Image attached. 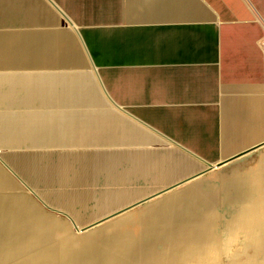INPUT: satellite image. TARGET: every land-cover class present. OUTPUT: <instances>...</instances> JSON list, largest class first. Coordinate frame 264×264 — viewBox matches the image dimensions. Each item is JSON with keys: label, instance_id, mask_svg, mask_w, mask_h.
Listing matches in <instances>:
<instances>
[{"label": "crops", "instance_id": "obj_1", "mask_svg": "<svg viewBox=\"0 0 264 264\" xmlns=\"http://www.w3.org/2000/svg\"><path fill=\"white\" fill-rule=\"evenodd\" d=\"M262 39L264 0H0V191H32L81 227L118 218L107 228L116 239L148 234L151 219L175 226L160 264H197L219 246L214 205L232 231L246 207L244 245L264 247ZM29 205L0 199L6 229L28 213L43 235L58 230ZM124 247L71 246L60 261L155 254Z\"/></svg>", "mask_w": 264, "mask_h": 264}, {"label": "rangeland", "instance_id": "obj_2", "mask_svg": "<svg viewBox=\"0 0 264 264\" xmlns=\"http://www.w3.org/2000/svg\"><path fill=\"white\" fill-rule=\"evenodd\" d=\"M190 185H191V182L183 184V186H181L180 188L174 191H171L165 194L164 196H162L161 199L159 200L157 199L158 201L153 200V201L148 202L147 204H144L142 206H139L138 208H135L130 214L137 212V211L143 212L148 209L154 210L153 204L156 205V203L163 200L164 198L170 195H173V194H178L182 192L183 190L190 188ZM6 196L11 197V198H16V196L17 197L21 196V198L24 201H26L28 204L30 203L29 206L33 208L37 207L42 212L40 213L45 218L50 219L51 221H54L59 227H58V230L57 229L54 231L52 230L49 232V234L46 232V234L48 235H43L45 232L40 233V235H36L35 231H33L27 224L14 223V224L9 225V228L6 229L7 223L4 221H0V264H37V262L33 261L34 257L40 256L44 253L48 254V251L53 250V249H54L53 253H49L48 255L47 259L49 261L47 263H42V264H64L66 263V261H68V259L67 257L64 256V254L61 255V249L62 251H65L66 249H70L71 246H73L74 249L78 248L79 240L83 238H87L88 236H91L92 234L98 231H101L105 228H109L110 225L113 222H115L116 219H118V218H116L115 220L110 219L107 222H103L92 228H89L87 226L81 227V226H78L77 223H74L73 221H69L68 219H65L64 217L55 214L53 211L52 212L49 211L47 207H44L43 205L39 204L37 199L32 195V191H27L25 189L17 188L15 190H8V191L6 190L2 192V189H1L0 199L5 198ZM258 201L261 204V201H262L261 196L260 198H258ZM31 204H34V205H31ZM146 207H149V208L144 209ZM222 209L223 207L221 206L217 207L214 205L212 208L213 212L211 214L214 218L213 219L214 221L213 229L211 230V234H215V235L222 237L218 240V242L220 241V244L218 243L219 246L211 245V246L204 247L202 250L210 251V252L199 253V260L197 264H264V247L244 245L246 242V234H247V231L245 228L246 220L249 217L245 212L246 207L243 206L242 212H240L241 217L239 218H242V220L239 221V223L238 222L234 223V226H236V227H233V228H236L234 229L235 231L234 230L232 231V227H231L232 220L230 221V219H226V221H224ZM257 211L259 213V216H257V218L264 219V205L263 204L257 205ZM140 212H137V213H140ZM1 217L2 216L0 215V220L2 219ZM229 217L230 216L228 215L227 218ZM235 218L237 217L232 216V219H235ZM132 231H137V228H133ZM231 233L235 235V237L231 240L232 243L227 247H221L220 246L221 242H223L224 240L223 237ZM3 234L11 235V236L6 237ZM174 236H175V230L166 232L164 234V237L161 239H158V241H162L163 242L162 245L165 247L176 246L177 243L175 239L170 238ZM119 243H120V239L114 238V239H109L105 243H98V245H118ZM163 246L161 247V246L156 245V247L154 246L152 248H147L148 251H155V252H152L155 254L150 253V254H147V256L144 254L142 259L138 260V258H136L134 259L135 262H132V264H160L159 260L164 255L162 253L165 250V249L162 250ZM140 247L142 248L141 245ZM6 252L8 253L10 257L12 256V258L7 259L5 263V260H6L5 253ZM121 253H124V252L121 251L120 254ZM135 257H138V255ZM61 258L65 259L66 261L61 262L60 261ZM68 264H72V263H68ZM108 264H112V263H108Z\"/></svg>", "mask_w": 264, "mask_h": 264}, {"label": "bare ground", "instance_id": "obj_3", "mask_svg": "<svg viewBox=\"0 0 264 264\" xmlns=\"http://www.w3.org/2000/svg\"><path fill=\"white\" fill-rule=\"evenodd\" d=\"M168 205L166 208H169V209H172L173 208ZM24 221L23 224H32L34 223L35 226L32 227L33 228V231H36V233H38V235H40V233H42V231H44L46 229V226L43 222H39L37 221L36 219H34L31 215H29L28 213H25L24 214ZM31 220V221H30ZM29 222V223H28ZM153 220L151 219V221H149L147 223V229L149 227H152V229H148L147 231L145 232H148V234H144L143 235H132V236H129V237H125V238H120V243L119 244H123V245H128L129 247H132V246H135V245H141V246H152V247H156L157 246H163V242L162 241H158V239H161L163 237H158V236H164V234L166 232H170V231H173L175 229H177L175 226H168V225H159V223H156L158 224V226H154L153 225ZM110 229V228H109ZM105 228L103 230H101L100 232H98V234H101V236H98V237H94V236H88L87 238H83L81 240L78 241L79 245H85V244H95V245H98V243H105L107 242L109 239H114V238H117L115 236H119V232L115 234H112L110 233V230ZM109 230V231H108ZM152 233H155V234H152ZM163 234V235H162ZM155 235H158V236H155ZM119 237H122V236H119ZM137 237V239H136ZM139 239V240H138ZM175 242V241H174ZM169 246V245H168ZM129 247H124V248H129ZM165 247V246H163ZM99 264V263H97ZM169 264H176V263H169Z\"/></svg>", "mask_w": 264, "mask_h": 264}, {"label": "water", "instance_id": "obj_4", "mask_svg": "<svg viewBox=\"0 0 264 264\" xmlns=\"http://www.w3.org/2000/svg\"><path fill=\"white\" fill-rule=\"evenodd\" d=\"M189 181V180H188ZM188 181H185V182H183V183H181V184H179V185H177V186H175V187H178V186H180V185H182V184H185L186 182H188ZM175 187H173V188H175ZM173 188H171V189H173ZM171 189H168V190H166V191H163V192H161V193H159L158 195H156V196H159V195H161V194H163V193H166V192H168L169 190H171ZM155 196V197H156ZM154 198V197H153ZM115 216V215H114ZM113 217V216H112ZM112 217H109L107 220H109L110 218H112ZM103 222H105V221H102V222H99V223H96V224H94V225H92L91 227H89V228H92V227H94V226H97V225H99V224H101V223H103ZM84 230H86V229H84Z\"/></svg>", "mask_w": 264, "mask_h": 264}, {"label": "built area", "instance_id": "obj_5", "mask_svg": "<svg viewBox=\"0 0 264 264\" xmlns=\"http://www.w3.org/2000/svg\"><path fill=\"white\" fill-rule=\"evenodd\" d=\"M259 48L264 56V39L259 42Z\"/></svg>", "mask_w": 264, "mask_h": 264}]
</instances>
